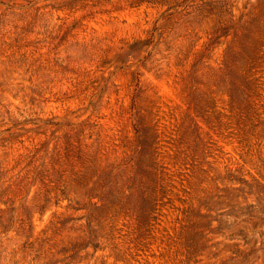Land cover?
I'll return each instance as SVG.
<instances>
[{
  "label": "rangeland",
  "instance_id": "374dc122",
  "mask_svg": "<svg viewBox=\"0 0 264 264\" xmlns=\"http://www.w3.org/2000/svg\"><path fill=\"white\" fill-rule=\"evenodd\" d=\"M0 264H264V0H0Z\"/></svg>",
  "mask_w": 264,
  "mask_h": 264
}]
</instances>
